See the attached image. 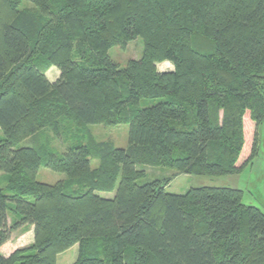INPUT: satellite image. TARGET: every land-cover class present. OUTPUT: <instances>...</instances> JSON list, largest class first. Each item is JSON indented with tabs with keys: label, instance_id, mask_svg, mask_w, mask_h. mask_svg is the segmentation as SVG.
I'll return each mask as SVG.
<instances>
[{
	"label": "trees",
	"instance_id": "obj_1",
	"mask_svg": "<svg viewBox=\"0 0 264 264\" xmlns=\"http://www.w3.org/2000/svg\"><path fill=\"white\" fill-rule=\"evenodd\" d=\"M22 1L0 0V246L20 227L33 240L0 264H58L75 245L71 264H264V212L241 190L138 183L142 166L219 176L257 156L264 0ZM136 37L139 58L109 57ZM91 124H127V147ZM45 129L64 151L17 147ZM41 166L65 178L39 182Z\"/></svg>",
	"mask_w": 264,
	"mask_h": 264
},
{
	"label": "rangeland",
	"instance_id": "obj_2",
	"mask_svg": "<svg viewBox=\"0 0 264 264\" xmlns=\"http://www.w3.org/2000/svg\"><path fill=\"white\" fill-rule=\"evenodd\" d=\"M20 7H32L28 1H22ZM143 41L141 37L131 40L125 49L119 46H113L108 50L109 57L116 63L124 66L129 59H136L142 55ZM157 69L160 71L172 69V64L168 61L157 63ZM158 99H146L142 101V106H147L157 102ZM88 130L97 141H110L115 147L126 148L128 145V125L121 124L118 126H105L102 124L88 125ZM259 148L257 156L246 165L242 171L236 174L227 175H194V174H177L175 171L166 167L142 166L145 176L138 180V183L149 182L156 178L171 177V181L166 186V190L171 193H184L191 187L213 186V187H231L241 190L242 202L246 205L258 207L264 212V119L258 129ZM49 141L51 148L58 152L65 150L66 144L61 137L54 135L47 129L37 135V139L29 137L18 144L21 146L40 145ZM96 165V161L92 162ZM65 174L52 171L41 166L36 174L39 182L54 184L63 180ZM111 196L110 193H104ZM32 236L31 232L22 231L21 227L9 233L12 248L25 246ZM11 249V250H13ZM77 251V246H73L57 256L58 264H71ZM9 252V251H8Z\"/></svg>",
	"mask_w": 264,
	"mask_h": 264
},
{
	"label": "crops",
	"instance_id": "obj_3",
	"mask_svg": "<svg viewBox=\"0 0 264 264\" xmlns=\"http://www.w3.org/2000/svg\"><path fill=\"white\" fill-rule=\"evenodd\" d=\"M59 75V72L58 70L55 68V67H50L46 72H45V76L46 78L50 81V82H53L55 81V79L58 77ZM28 232V231H27ZM29 232L32 233V229L30 228ZM30 240L27 244H29L32 240H33V233H32V236H29ZM10 239H8L5 243H3L1 246H0V254L4 255V256H7L9 255L14 249L16 248H12L11 246V243L9 241ZM26 244V245H27ZM13 249V250H11ZM9 251V252H8Z\"/></svg>",
	"mask_w": 264,
	"mask_h": 264
}]
</instances>
